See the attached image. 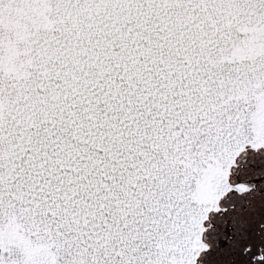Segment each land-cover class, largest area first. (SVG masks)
Masks as SVG:
<instances>
[{
    "label": "snow or ice",
    "instance_id": "1",
    "mask_svg": "<svg viewBox=\"0 0 264 264\" xmlns=\"http://www.w3.org/2000/svg\"><path fill=\"white\" fill-rule=\"evenodd\" d=\"M0 264H264V0H0Z\"/></svg>",
    "mask_w": 264,
    "mask_h": 264
}]
</instances>
